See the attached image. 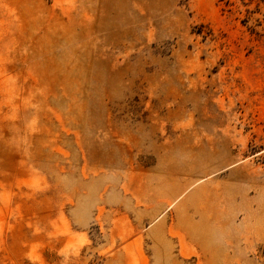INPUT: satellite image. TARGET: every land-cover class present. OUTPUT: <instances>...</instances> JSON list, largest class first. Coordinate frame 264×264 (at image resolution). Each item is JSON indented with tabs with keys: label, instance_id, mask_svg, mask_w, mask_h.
I'll return each mask as SVG.
<instances>
[{
	"label": "rangeland",
	"instance_id": "1",
	"mask_svg": "<svg viewBox=\"0 0 264 264\" xmlns=\"http://www.w3.org/2000/svg\"><path fill=\"white\" fill-rule=\"evenodd\" d=\"M0 264H264V0H0Z\"/></svg>",
	"mask_w": 264,
	"mask_h": 264
}]
</instances>
